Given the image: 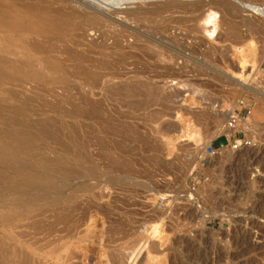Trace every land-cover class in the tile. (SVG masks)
Here are the masks:
<instances>
[{"label": "rangeland", "instance_id": "1", "mask_svg": "<svg viewBox=\"0 0 264 264\" xmlns=\"http://www.w3.org/2000/svg\"><path fill=\"white\" fill-rule=\"evenodd\" d=\"M163 1L75 0L76 9L106 19L105 25L80 23L49 40L46 56L59 63L39 78L2 69L0 130L26 128L36 136L30 154L11 166L27 167L30 155L69 163L73 174L66 184L46 190L53 197L61 192L65 203L70 196L69 210L62 200L58 208L71 221L85 214L89 230L83 234L93 243L80 244L85 258L78 251L68 264H106L109 255H119L118 264H264L263 1L177 0L207 4L204 14L216 13L213 37L201 26L191 31L188 22L163 33L165 16H127ZM228 5L232 18L225 14ZM221 21L237 26L241 44L223 41ZM1 53L8 61L17 58ZM240 58L246 62L242 75ZM135 82L158 88V102L145 100L143 92L132 98L108 91ZM231 116L239 120L227 129ZM3 164L0 157V217L6 216L0 219V264H18L23 235L39 220L42 191Z\"/></svg>", "mask_w": 264, "mask_h": 264}, {"label": "bare ground", "instance_id": "2", "mask_svg": "<svg viewBox=\"0 0 264 264\" xmlns=\"http://www.w3.org/2000/svg\"><path fill=\"white\" fill-rule=\"evenodd\" d=\"M24 1H25L24 3L20 4L18 0H0V31H1L0 34H2V36L0 38V53L2 51L1 54H9V55H12L14 57H17L13 61H8L6 59V57L0 56V72L3 71L2 69H5V67L8 68V66H9L10 68H12L11 70L20 69L19 71H21L23 69V71H25L23 73V77L32 78V79L39 78L40 74H41L40 73L41 70L50 72V70L55 69L59 63L58 61L46 56L48 54L47 53L48 50L46 49V44L48 43L49 40L55 39V38H62L68 34V31H72L74 29H79L80 27L78 25H80V23H85V24L87 23V24L95 26V27H100V26H104L106 21H107L106 19H104V18H102L96 14L86 12L84 9H81V8L79 9V7H77V9H76V6H74L75 0H47L48 3H46L43 0H36V1L24 0ZM262 1H263V3L261 6L264 7V0H262ZM180 2L181 1H177V0H164L163 2H158V3L156 2V4H153V5L151 4V7H149L146 10L131 12V13H128L127 16L131 19L148 18L149 20L155 19V18H161V17L165 16L168 18L167 19L168 23H167V25L163 24L164 26L162 28H160V31H162L163 33H165V32L167 33V31H169V29H173V28H171L172 25L178 26V25H181V23H187L188 22V23H191V25H190L191 31H194L195 29L200 28V26H201V29H203L204 32L209 35V37H211V36L213 37V34L215 33V30L217 29L216 28V18H217L216 13L208 11L204 14L203 11H204L205 7L207 6V4H203L201 2H193V1L190 3H187L186 1H184L186 3H183V2L180 3ZM47 4L48 5L54 4L57 7H54V6L51 7L49 5V6H47V8H44V5H47ZM238 4L241 7V9H244L247 6V4L243 3V2H239ZM222 6H225V5H222ZM225 8H226V12H225L226 16L231 17L235 14L232 6L230 7L228 5ZM224 11H225V9H224ZM164 21H166V20H164ZM164 21H162V22H164ZM221 22H222L221 24L226 26L225 33H224V35L222 34L223 35L222 37L224 38L223 41H226V39L228 40V39L235 38V40L241 44L243 42L244 37L242 35H238L237 26L235 24H232V23L226 24V23H223V21H221ZM250 24H252V23H250ZM261 24L264 27V21ZM181 26H183V25H181ZM208 26H210V27H208ZM207 27H208V30H206ZM219 39H221V38L219 37ZM259 54H260V58L262 59L264 57V35L260 39ZM75 55H78V57L82 56L79 53H75ZM172 58H173V56L171 57V60H172ZM242 59H243V57H242ZM242 59L239 61V66L241 69V75H242V70H244L245 63H246L243 61L244 59L243 60ZM168 61H170V56H169ZM172 61H170V62L173 63L175 60L173 62ZM171 67L172 66H170L169 69ZM169 69H167V70H169ZM163 70H165V69H163ZM175 70H178V68H176ZM175 70L174 71L171 70V71L175 72ZM167 72H170V71H167ZM173 72H172V74H173ZM180 73H182V72H180ZM166 74H165V78H167ZM182 74H179V75H182ZM174 75H177V73H175ZM104 76L105 75L103 74V77ZM111 78L114 79L115 77L111 76ZM243 81H245V79H243ZM137 82H135V83H137ZM132 84L131 85H129V84L123 85V86H116L114 84L115 86L109 87L108 91L112 92V94L114 92L119 93V92L125 91V93L132 98L133 97L138 98L140 93L143 92L144 95L142 97L143 98H144V96L147 97V98H144L145 100L146 99L149 101L154 100V102L155 101L158 102L157 100L161 94L158 93L159 97L157 96L158 95L157 94L158 91H156V90H158L157 87H156L157 89L155 90V88L153 89L151 85H150L151 87L149 88V87H146L147 85L146 86L144 85L145 86L144 87V86H142V84H140L141 86L139 84H138L139 86L135 85V84L132 85ZM153 86H155V85H153ZM116 93H114V94H116ZM117 95L120 96V95H122V93L117 94ZM129 96H125V98L126 97L129 98ZM156 96H157V100H155ZM123 97H124V94H123ZM139 97H141V95ZM89 110H90L89 112L92 115L95 114V112H96L94 108H89ZM229 119L230 118H228V121H229ZM228 121H227V123H228ZM236 122H237V120L235 121V124H236ZM8 127H10V126H8ZM11 128H13V127L11 126ZM11 128L9 129V128L5 127L4 129L0 130V157H1L2 164L6 163L7 164L6 168H7V170H11L10 171L11 173H14V174L21 173L22 174V176H21V182L22 183L35 185L37 188H39L42 192H40V196L38 198H40L39 200L43 203V204H41V202L38 200V202H40V205L37 207L38 213H36L37 214L36 216L39 218V220H37V222L34 221V222H36L35 225L33 227L31 226V228H30L29 224H28L29 227L27 224L24 226V230H25V227L27 226L28 229L30 228L29 230L32 229L31 230L32 232L29 233V230H27V234H25L26 231H24L25 235H23V236H25L24 238L25 239L27 238V239L24 240L25 241L24 245L22 244L23 249L21 248V250L19 252L20 259L18 260L17 263L18 264H68V262L71 259H73L76 256V254H78V251L79 252L82 250L86 251L85 249H79L80 246H81V248L83 247L82 246L83 242H86L88 240V238H91L90 242L93 243L92 237H91L92 235L90 236V234H87V232L85 233L86 235L83 234L84 230H87V228L84 229L85 227H87L86 226V219H85L86 215L84 214V216H83L81 214L78 218L79 214H77V212H76L74 214H77V215H73V217L75 218V216H76L77 218L75 220L71 221V216H70L71 214H69L70 217L68 215L66 216V212L64 211L65 209L62 210V209L58 208V206H60L59 200H62L61 192L56 193L58 190V187L61 188L60 187L61 183L62 182L65 183L66 182L65 179L68 178L71 174H73L70 167H69V163L68 164L63 163L64 159H63V161L61 159L62 162L60 160H56V159H55L56 161L55 160L49 161L48 158L43 159V157L42 158L37 157V159H36V158H34V156L30 155L27 159H32V161L30 162V164L27 167L11 166L13 164V162L20 160V159H18L19 156L26 155V157H27L28 156L27 154H30L29 152L32 150L31 146L33 145L34 140L36 138V136L34 138V134L32 133L31 130H27L26 128H18V129L17 128L11 129ZM22 158H24V156H22ZM122 163H125V162H122ZM52 165H54L56 167V169H54L55 171L51 170ZM121 165H124V164H121ZM54 166H53V168H54ZM114 167H116V166L114 165ZM119 167L124 168V166H119ZM52 171H54V172H52ZM55 175H58V177H56ZM64 183H62V184H64ZM63 187H62L61 191L63 190ZM46 189L48 191L56 190V192H54V194H53L55 197L51 196L52 193H49ZM45 190L49 193V196L52 197V199L50 201H47V199H46V196H48L47 195L48 193L45 192ZM59 193H60V195H59ZM62 195H65V194H62ZM69 198H70V196H68V199ZM68 199H67V202H69V203H65L66 202L65 200H62V201L63 202L65 201L64 204H67V207L69 210L68 204L71 205V203H70V201H68ZM72 199L74 200V198H72V196H71V202H72ZM45 200L47 201V203ZM58 202H59V204H58ZM63 202H62V204H63ZM73 203L74 202H72V205L76 209L77 205L75 203V205H76L75 206ZM77 203H79V202H77ZM88 204L91 205V203H87L86 204L87 207L90 206ZM92 205H94V204H92ZM61 206H63V205H61ZM80 207H81V205H80ZM62 208H64V206ZM81 208H83V206ZM81 208L79 209V211L81 210ZM88 208H86V209H88ZM72 209L73 208H71L70 211ZM85 210L83 208V212H85ZM62 211L65 212V215L61 214V213H64ZM75 211H77V210H75ZM28 214L31 215L32 213L29 212ZM36 216H34V217L37 219ZM5 217L2 216V217H0V219L3 218V220H4V219H6ZM88 220H89L88 224L92 223L89 218H88ZM114 222H116V221H114ZM112 224H113V221H112ZM110 226H109V228H110ZM115 229H117V228H115ZM88 230H89V228H88ZM152 233L154 234V232H152ZM105 234L106 233L104 232V235ZM31 235H32V237H30ZM109 235H108V237H109ZM114 235H115V233H114ZM95 236H96V234H95ZM97 237H99V236H97ZM99 239H101V238H99ZM104 241H105V239H104ZM80 244H82V245H80ZM84 247H86V246H84ZM76 250H77V253H75ZM98 250H101V249H98ZM119 250H121V249H119ZM103 252H104V250H103ZM103 252L100 251L99 253H103ZM106 252L108 255V251H106ZM85 254H87V253H84L82 251L81 255L83 258H85V256H86ZM100 255L103 256V254H100ZM107 255L104 254L103 257L101 256V258L105 259ZM109 256H111V258H106V260H104L105 262L107 261L106 264H118V263H120V261L119 262L115 261L116 257L119 255H117L115 258L112 257V255H109ZM77 261H78V259H77ZM98 262H100V259Z\"/></svg>", "mask_w": 264, "mask_h": 264}, {"label": "built area", "instance_id": "3", "mask_svg": "<svg viewBox=\"0 0 264 264\" xmlns=\"http://www.w3.org/2000/svg\"><path fill=\"white\" fill-rule=\"evenodd\" d=\"M230 119H229V121H228V123H227V128L228 129H234L235 127V121L236 120H239L237 117H234V116H231V117H229ZM227 138V137H226ZM227 140H228V138H227ZM235 143V145H236V142H234ZM244 144H246V143H244ZM241 145V142L239 141V143H238V146H240ZM237 146V145H236Z\"/></svg>", "mask_w": 264, "mask_h": 264}]
</instances>
